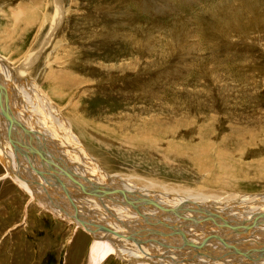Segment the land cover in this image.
I'll return each mask as SVG.
<instances>
[{
	"label": "rangeland",
	"instance_id": "obj_1",
	"mask_svg": "<svg viewBox=\"0 0 264 264\" xmlns=\"http://www.w3.org/2000/svg\"><path fill=\"white\" fill-rule=\"evenodd\" d=\"M40 1L0 0V31L3 30L2 27L7 23L12 24L14 22L12 20H14L15 11L18 12L26 5L28 8L33 7L35 11L38 13L40 12V19L44 16L51 17L53 10L50 9L53 8V0ZM70 1L73 0H68V3ZM15 4H17V6ZM76 5L77 6H73V9L76 11L78 18L74 17L71 19L68 26L69 28L65 30V34L62 35V38H65L69 43L76 42V45L82 48L80 51V62L76 65L81 69L79 71L80 75L89 78L93 76L97 81V84L92 86L96 88L95 90L97 91L95 92L94 90L91 94V100L89 99L88 101V105L90 106L88 112L91 111L92 113L98 114L100 111L101 114L105 109H111L109 113L104 115L101 114V121H104V117H114L117 122L121 123L131 122V120H133L131 123L135 125L137 122L144 120L147 115L145 120L149 123V119H153L157 114L162 115L163 113V115L168 114L165 115L168 117L173 115L175 118L174 120L171 117L173 120V128H176L178 120L180 121L181 128L183 127L181 124L182 121L189 122L191 118L196 115V110H200L205 104H210L213 105L214 109L217 111L214 115L215 118H213V120L211 119L215 131L222 133L225 131L224 129L229 130L240 127L249 129L253 132L247 133L249 138L252 134L258 135V140H256L257 146L248 149L249 155H247L244 160L249 166L256 164H253V162H255L253 160L259 156H255V154L257 155L260 151L258 149H264V0H77ZM99 7L100 9H98ZM103 7L104 9H101ZM24 10H26L25 7ZM25 12L29 15V12ZM11 14H14L13 17ZM21 15H23L24 18L25 15L23 13H21ZM25 22L26 20L20 21L21 26L15 28L17 32L10 46L7 47L6 50H1L2 52H0L1 60L6 63L4 66L1 64L0 68L1 66L3 69L6 67L8 68L7 70L0 69V82L4 85L6 83V73L9 75L12 71L15 72L16 68L18 70L19 61L22 58L21 55L26 53L28 49H32L33 45L34 48H37V51H40L44 45L43 41L46 38L44 34L46 29L43 28L40 30V23L29 24L26 26V29H23V24ZM76 25L80 27L78 28L79 35H77V33H74V35L71 33V29H74ZM70 26H72V28ZM47 28L49 29V27ZM83 29L88 30V33L84 35L80 34V30ZM40 37L42 40H39ZM149 40L152 41L149 42ZM130 42L133 43L131 46ZM164 42L166 43L165 46ZM19 46L22 48L20 50L21 55L17 52H12L14 48H19ZM180 47H182L183 50H180ZM11 52L13 53V59L9 61L10 58L8 59L6 55L11 54ZM46 52L47 51H45V53ZM45 53L42 57L43 59ZM124 62H126L124 65L128 67V71L124 73V75L105 74L106 72L102 71V67L106 66L108 63L115 64L114 66L117 67L119 64L121 66ZM135 62H137V64H135ZM41 63L43 62L41 61ZM95 63L98 68H94V70L91 71L92 67L88 65ZM41 66L42 65L39 63L36 66L37 68L35 67L32 71V75L38 77L39 81H41ZM171 66L177 69H172L173 71L160 81L163 82L162 86L159 84V80H156V83H154V79L157 78L156 72L158 70L160 72L166 69L170 70ZM140 77L142 78L140 79ZM30 79L38 85L33 78ZM14 82L19 84V88H22V82H16V80ZM172 82H176L181 88L177 89L175 87L172 89L173 85L171 87L169 86ZM39 83L38 86L42 88V83ZM142 88H145V90H157L161 94L157 97H152L150 95L142 97V91L144 90ZM23 89L26 88L24 87ZM129 92H131V94ZM1 94L3 95L2 92ZM76 94L77 93H73L74 98ZM0 98L4 99L3 96ZM196 98L197 100H195ZM6 103V107L9 108V104ZM181 106L186 107H183V109ZM189 106H191L193 110L192 108H190V110ZM83 109L87 112L86 107L82 108L81 112ZM86 112L84 113L83 111L81 114L85 116V114H88V112ZM147 112L149 113L147 114ZM134 116H136L138 120ZM54 118L57 119V124H61V118L58 116ZM147 118L149 119L147 120ZM4 119L10 121L6 116ZM145 120L144 122H146ZM2 122L3 121L0 120L1 131L6 129V125ZM11 125L12 127L14 126V128H19L22 124L13 121ZM7 128V137L10 138L13 135L9 133V130L13 128ZM75 129L78 131L76 126L74 130ZM77 131L75 133H77ZM190 132L191 130L187 132L183 131V138H186V133L189 134ZM134 133L135 132L131 134L133 135ZM192 136L193 135L190 137ZM120 139L121 138L113 141L110 140L109 142L105 140L102 142L103 144L94 142V139L92 141H87V143L84 141V145L88 152L93 149L90 155L95 160V165H97L95 170L100 168V170H104L110 175L116 174L124 178L133 174L142 177L141 179H161L167 184L168 182L186 183L189 189L197 186L195 185L197 173L194 171L191 173L189 172L193 166L190 164H186V166L185 163L181 161L182 157L175 158L172 155H166L160 159V153H158L159 155L157 153H152V150L143 147L135 150L120 151L119 153L115 151V149L119 147L118 144H120ZM2 140L5 141L3 138ZM15 141L18 142L17 144L24 146L21 139ZM126 141V144H123L124 146L128 144L127 147L129 148L135 147L134 144L130 147V141L128 139ZM48 142L51 143L50 141ZM188 142L190 143V141ZM104 144L109 147V150L103 147ZM89 145L93 146L89 147ZM255 149L258 150L256 151L257 153L254 152ZM39 150L40 149H38V151ZM42 151L45 153L46 150ZM95 153H99V156ZM24 161L26 162L25 159ZM251 161L252 164L250 163ZM1 162L0 264H89L90 249L95 241V236L93 237L84 227L72 224L70 221L54 214L53 211L48 210L51 208H45V206L40 204V199H37L34 194V191L38 190V193L46 195L48 188L51 187L55 189L56 187L53 185L52 181L53 176L50 174V176H52L51 180L44 188L43 186L40 187V185L36 186L39 182L35 177L30 176L31 178H29L28 182L30 187H28L29 189H24L17 183V180L11 177V171L5 170ZM54 162L58 163V161ZM167 162L169 163L167 164ZM63 168L65 167L62 166L61 170ZM250 169L248 170L247 179L241 177L239 178L241 179L239 182L245 183V181H249L252 182V185L248 187H239L236 189V193L249 196L254 194L251 195L252 197L248 198V200L246 199V201L256 203V201H253L256 197L264 198V178L257 176L259 173L256 174V169L255 172ZM259 172H262V169H259ZM145 181L144 179H130L131 184L137 183L143 185ZM133 186L137 189L140 188L135 185ZM212 193L214 194V192ZM110 194L114 196L113 193ZM203 194L207 195L206 193ZM245 197L247 198V196ZM47 201L53 202L55 199H47L46 202ZM94 201L93 203H97L96 200ZM146 203H150V201L144 204ZM150 206L151 205L148 207ZM175 206L176 205H174V207L172 206V208H176ZM165 209H171V207H166ZM67 213L71 216L69 217L67 215V217L76 220V215L68 211ZM162 215L167 216L168 220L161 216V218H156L154 215L151 216L155 224L158 225V228L155 229L149 223H146V225L142 223V221H140L141 217L136 216L135 213L130 214V216L128 215L129 218L131 217L130 219L126 214L125 216L122 215L120 218L123 217V220L127 218L126 222L127 224L131 223L132 231L144 235L142 233L143 231H147L148 233L163 232L164 229L161 230V226L170 229L171 226L169 224L172 222L173 225V221L175 220H172L166 213ZM123 220L116 221V224H119L116 227L123 234L132 236V231L128 229ZM143 227H145L146 230H143ZM195 229H197L196 226ZM111 231L117 234L113 228ZM195 232H198V236H203L202 238L208 236V232L206 231L201 232L198 230ZM114 234H111V237L115 236ZM185 234L184 231V235ZM117 235L118 239L121 238L123 246L127 247L129 244L127 242L128 240H124L119 234ZM213 237L216 238V235ZM243 237L245 236H241L239 240ZM252 237H254V239L251 238L250 240L259 241V237L255 235ZM244 239H246V241H244ZM244 239H242L244 243H241V249L239 246L230 247L240 250L236 252L240 254L241 252L249 251V238ZM75 242L76 244H74ZM135 242L139 243L137 240H135ZM158 242L165 243V240L159 239ZM158 242L157 244H159ZM109 244L115 245L116 243ZM165 248V246L157 245L156 251H149V257L153 261L161 263L164 261L163 258L173 257L176 254L173 249L168 250V248L171 247ZM199 250L204 254L203 257L206 258L204 260L206 263H208L210 259L219 261L216 255L213 254L214 252L212 250L215 249H207L204 245L203 248ZM122 251L124 254V250ZM164 251L168 252L164 253ZM200 252L196 255H199ZM113 253L116 255L109 256L101 264H133L130 263V261L127 262L121 259L120 255L122 254H119L117 251ZM212 255L215 257H212ZM198 258L201 257H197L196 259L198 260ZM194 259L195 256L191 258L193 261ZM221 263L235 264L233 262Z\"/></svg>",
	"mask_w": 264,
	"mask_h": 264
},
{
	"label": "bare ground",
	"instance_id": "obj_2",
	"mask_svg": "<svg viewBox=\"0 0 264 264\" xmlns=\"http://www.w3.org/2000/svg\"><path fill=\"white\" fill-rule=\"evenodd\" d=\"M76 4L77 0L70 1L69 3L68 0H53V8L50 9L53 10L52 16H44L42 19H40L39 16L40 12L38 13L35 11L33 7L28 8L27 5L22 8L20 7L21 10L18 12L15 11V15L11 14L12 17L14 15V20H12L14 22L12 24L7 23L2 27L3 30L0 31V52H2L1 50L4 51L10 46L17 32L15 28L21 26V20H26L23 24V29H26L27 25L34 23H40V30L43 28L46 29L44 33L46 38L43 41L44 45L40 51H37L34 45L32 49H28L23 55L20 54V50L22 49L21 46L13 49L12 52H17L22 56L19 61L18 70L16 68L15 72L12 71L9 75L6 73V83L4 82L5 85L1 83V88L4 87V89L0 91V94L1 92L3 93L0 97L3 96L4 99L0 100V120L6 125V129L0 130V162L2 161L1 163H3L5 170L11 171V177L17 180V183L24 189H29L28 187H30L28 183L29 178H31L30 176L35 177L39 182L36 186L40 185V187L43 186V188L50 182L53 176L52 181L53 185L56 187L55 189L51 187L48 188L46 195L38 193V190H35L38 187L34 189V194L37 199H40V204L47 209L51 208L48 210L53 211L54 214L67 221L71 222L69 218L71 216L67 213L68 211L77 216L75 219L81 222L83 221L89 226L104 223L106 227L109 228L108 231L98 230L94 234L96 239L90 249L89 264H98L101 258L108 254V252L113 253L115 251L122 254L120 255L121 259L127 262L130 261V263L133 264H223L221 262L264 264V198L256 197V199L253 200L256 201V203H254L246 201V199L248 200V198H251V195L254 194L249 196L236 193V189L239 187H248L252 185V182L249 181H245V183L239 182V180H241L239 178L241 177L247 179L248 170L250 168V170H254V172L256 169V174L259 173L257 176L264 178V149H258L260 151L257 155L255 154V156H259L253 160L255 161L253 164L256 163L255 165L249 166L247 162L244 161L245 157L249 155L248 149L257 146L256 140H258V135L252 134L249 138L247 133L253 132L249 129L240 127L229 130L224 129L225 131L222 130V133L215 131L211 119L213 120V118H215L214 115L217 111L214 109V106L210 104H205L200 110H196V115L193 116L189 122L182 121L181 124L183 127L181 128L179 120L177 121L176 128H173L172 118L174 120L175 118L173 115L168 117L165 116L168 114L163 115V113L162 115L157 114L153 119L147 118V120L149 119V123L145 120L147 115L145 119L143 118L146 122L141 120L135 125L131 123L133 120H131V122L121 123L117 122L114 117H104V121H101V114H107L111 109H105L101 114L100 111L98 114L92 113L91 111L88 112L90 108L88 101L91 98V94L96 89L92 86L96 85L97 81L93 76L89 78L80 75L79 71L81 69L76 65L80 62V51L82 48L76 45V42L69 43L65 38H62V35L65 34V30L69 28L68 26L71 19L77 17V13L73 9L74 5L77 6ZM15 5L17 6V4ZM101 5L104 6L103 4ZM24 7L26 10H24ZM98 9H100V7ZM101 9H104V7ZM25 11L29 12V15ZM21 13L25 15L24 18ZM47 27H49V29ZM70 27L72 28V26ZM78 28L80 27L76 25L74 29L72 28L73 30L71 29V33L73 35L74 33L79 35ZM86 33H88V30H80V34L84 35ZM151 41L149 40V42ZM132 42H130V46L133 44ZM165 44L164 42V46ZM168 44L171 45L170 43ZM181 49L182 47H180V50ZM45 51L47 52L45 53ZM12 52L6 55L8 59L10 58L9 61L13 59ZM44 53L45 56L43 59ZM41 61L43 63H41ZM39 63L42 65V72L39 69L41 72V81L38 80V77L32 75V71ZM1 64L3 66L6 65L0 58V65ZM124 64H126V62L121 66L119 64L115 67V64L108 63L106 65L107 67H102V71L106 72L105 74L124 75V73L128 71V67ZM135 64H137V62H135ZM84 66L83 68L85 69ZM88 66L92 67L91 71H93L94 68H98L96 63ZM175 68L176 67L171 66L170 70L166 69L167 71L165 69V71L161 72L159 70L157 72L155 71L157 78L154 79V83H156V80H159V84L162 86L163 82L160 81ZM0 69H3V67L1 66ZM5 69L7 70L8 68L6 67ZM30 78H33L38 85L40 84L39 82H41L42 88ZM141 78L142 77H140V79ZM15 80L16 82H22V88H19V84L15 83ZM169 86H172V89L175 87L177 89L181 88L176 82H172ZM24 87L26 89H23ZM142 89L145 90V88ZM144 90L142 91V97H146L147 95L157 97L161 94L153 89ZM96 91L97 90H95V92ZM73 93H77L75 98ZM129 93L131 94V92ZM195 100H197V98ZM6 102L9 104V108L6 107ZM84 107H86L88 112L85 116L81 114L83 111L84 113L86 112L84 109L81 112V109ZM190 108L192 107L189 106V109ZM148 113L149 112H147V114ZM5 116L10 121H6L4 119ZM55 116L61 118V124L56 123L57 119L54 118ZM13 121L19 122L22 125L19 126V128H14V126L12 127L13 124L11 125ZM75 126L78 129V131L75 129L77 133H75L76 131L74 130ZM7 127L13 128L9 130V132L12 131L11 135H13L10 138L7 137ZM189 130H191L190 133L193 136L190 137V133H186L187 137L183 138V131L187 132ZM133 132L135 133L132 135L131 133ZM2 138L7 142L3 141ZM119 138H121L120 142L118 141L120 143L118 144L119 147L115 146V151L119 153L120 151L135 150L143 147L152 150V153H160V159L166 155H172L175 158L182 157L181 161H183L185 165L190 164L193 166L189 172L191 173L194 171L197 173V180L195 182L197 186L189 189L186 183L168 182L167 184L161 179L149 180L143 178L146 180L143 185L132 183L142 188L137 189L131 184L130 179L136 178L143 180L140 176L132 174L124 178L116 174L110 175L104 170H100V168L95 170L97 165H95V160L90 155L93 149L88 152L84 145V141L87 143V141H92L94 139V142L103 144L102 142L105 140L109 142L110 140H118ZM16 139H21L24 146L17 144L18 142L15 141ZM127 139L131 143L130 147L132 144H134L135 147L129 148L127 147L128 144L124 146L123 144H126ZM188 141H190V143ZM90 146L93 145H89V147ZM103 147L109 150L107 145L105 146L104 144ZM38 149L40 150L38 151ZM42 150H46L45 153ZM258 150L255 149L254 152ZM98 154L99 153L96 155ZM54 161H58V163ZM168 163L169 162H167V164ZM250 163L252 164V161ZM62 166H64L66 170L65 168L61 170ZM259 169H262V172H259ZM50 174L52 176H50ZM212 192H214V194ZM110 193H113L114 196H111ZM245 196H247V198ZM47 199H55V201L46 202ZM94 200H96L97 203H93L95 202ZM148 201H150V203L144 204ZM149 205L151 206L148 207ZM174 205H176V208H172ZM166 207H171V209H165ZM134 213L136 216L141 217L140 221H142V223L145 225L149 223L154 229L158 228V225H156L152 219L151 216L153 215L156 218L162 217L168 220L167 216L162 215L166 213L175 221H173V225L172 222L169 224L171 226L170 229L161 226V230L164 229L163 232L148 233L147 231H143L142 233L144 235H142L132 231L131 223L127 224L126 222L127 218L125 220L122 219L123 217L120 218L122 215L125 216L126 214L130 216V214ZM67 215L69 217H67ZM120 220L126 223L125 225L132 231V236H127L118 230L116 226L119 224H116V221ZM75 221L80 223L77 220ZM194 225L197 229H195ZM112 228L124 240H128L127 242L129 244L127 247L123 246L121 238L118 239L117 234L112 233ZM142 229L144 230L145 227ZM198 230L201 232H208L207 237H211L202 238L203 236H198V232H195ZM184 231L186 233L185 235ZM111 234L115 236L111 237ZM214 235H216V238L213 237ZM254 235L259 237V241L250 240L251 238L254 239V237H252ZM241 236L245 237L239 240ZM244 238H249V251L241 252V254L236 253L240 250L233 249L230 246H239L241 249V243H244L242 239ZM159 239L165 240V243L158 242ZM135 240L139 241V243H136ZM244 241H246V239H244ZM157 242L159 244H157ZM109 243L116 244L110 245ZM74 244H76V242ZM157 245L165 246V249L171 247L168 248V250L173 249L176 254L173 257L164 256L166 259L162 257L164 261L161 263L155 262L149 257V251H156ZM204 245L207 249H215L212 250L214 252L212 253L216 255L219 261L213 259H210L208 263L204 261L206 258L203 257L204 254L199 250L202 249ZM122 250H124V254ZM166 252L168 251H164V253ZM198 252H200L199 255H196ZM193 256H195L194 261L191 260ZM197 257L201 258L197 260ZM212 257L215 256L212 255ZM256 257L258 258L256 259Z\"/></svg>",
	"mask_w": 264,
	"mask_h": 264
},
{
	"label": "water",
	"instance_id": "obj_3",
	"mask_svg": "<svg viewBox=\"0 0 264 264\" xmlns=\"http://www.w3.org/2000/svg\"><path fill=\"white\" fill-rule=\"evenodd\" d=\"M4 89V87L3 88H1V82H0V91H2ZM0 100H1V98H0ZM2 103H3V101H2ZM9 133H11V131L9 132ZM17 140V139H16ZM87 229H89L87 226H85ZM90 230V229H89ZM91 231V230H90ZM92 232V231H91ZM93 236H95L94 235V233L92 232L91 233ZM96 237V236H95Z\"/></svg>",
	"mask_w": 264,
	"mask_h": 264
}]
</instances>
